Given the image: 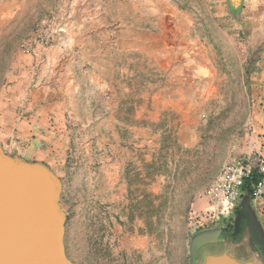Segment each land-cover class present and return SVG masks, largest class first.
Listing matches in <instances>:
<instances>
[{
    "label": "crops",
    "instance_id": "obj_1",
    "mask_svg": "<svg viewBox=\"0 0 264 264\" xmlns=\"http://www.w3.org/2000/svg\"><path fill=\"white\" fill-rule=\"evenodd\" d=\"M242 1L264 7V0ZM223 4L81 0L79 7H71V14L81 18L73 24L75 37L66 40L64 49L29 57V67L14 66L12 86L0 92L7 95L0 101L1 147L11 157L49 168L62 181V196L70 202L105 205L98 212L84 203L78 207L77 221L66 211V248L76 222L109 221L112 231L118 202H131L127 195L133 190V175L144 177L143 165L161 149V142L156 144L158 125L184 128L177 141L194 148L199 108L223 91L221 78L229 79L230 71L245 74L244 40L264 46V12L254 10L247 16V8H241L232 17ZM231 49L237 51L236 58L230 56ZM259 64L260 78L253 64L251 87L243 83L244 94H264V57ZM249 121L253 135L247 154L253 155L246 157H264L261 97ZM187 128L189 138L183 139ZM234 150L231 155L226 145L221 170L243 156L244 149ZM132 165L140 169L130 172ZM242 205H249L253 215L249 217ZM239 216L237 230L234 218ZM227 218L238 234L246 225L247 235L238 240L246 238L264 263L257 244V231L264 234V197L244 190L238 209Z\"/></svg>",
    "mask_w": 264,
    "mask_h": 264
},
{
    "label": "rangeland",
    "instance_id": "obj_2",
    "mask_svg": "<svg viewBox=\"0 0 264 264\" xmlns=\"http://www.w3.org/2000/svg\"><path fill=\"white\" fill-rule=\"evenodd\" d=\"M80 2L36 0L34 4L30 0H0V92L12 86L15 65L29 67V57L52 48L64 49L66 40L74 39L73 24L81 16L71 14V7H77ZM223 5L229 7L232 17L241 8H247V16L254 10L264 12V7H253L242 0L237 8L231 0L229 3L224 0ZM245 42V74L230 71L233 75L229 79L221 78L223 91L212 96L206 102L208 106L199 108L198 143L189 148L177 141L179 129L183 132L184 128L168 123L158 125L155 128L156 144L161 142V149L148 165L144 162V177L136 175L135 169L140 167L132 165L128 168L136 173L131 182L133 190L127 195L131 202H118L117 214L112 216V231L109 221L102 223L99 219L83 224L76 222L72 227L66 253L74 264H192L195 236L216 237L221 230V236L227 233L223 228L228 229V218L215 220L208 217L212 208L207 193L221 172L226 145L229 144L231 155L236 148L244 149L240 158L253 155L247 154L253 135L249 120L253 118V104L260 97L264 101L263 93L260 96L243 93V83L245 87H251L253 64L257 63V79L260 78L262 65L259 63L264 57V46H251ZM218 50L222 51V48ZM229 54L236 58L237 51L231 49ZM232 65L236 69L238 64ZM6 96L0 94V101ZM181 136L189 138V131L186 136L185 133ZM60 203L63 211H69L76 221L78 207L84 203L98 212L105 206L101 202H70L62 195ZM236 221L234 218L235 224ZM208 251L228 253L241 262L249 260L264 264L253 253L246 238L227 241Z\"/></svg>",
    "mask_w": 264,
    "mask_h": 264
},
{
    "label": "water",
    "instance_id": "obj_3",
    "mask_svg": "<svg viewBox=\"0 0 264 264\" xmlns=\"http://www.w3.org/2000/svg\"><path fill=\"white\" fill-rule=\"evenodd\" d=\"M237 8L241 0H231ZM62 181L49 168L8 155L0 145V264H74L64 243L67 215L61 207ZM247 208V214L253 212ZM251 213V214H250ZM239 216L236 221L240 229ZM255 221V218L251 217ZM258 228V227H257ZM224 233L227 232L223 228ZM216 237L197 235L192 241L195 255ZM257 244L264 258V237L257 231ZM203 264H257L241 262L228 253L207 255Z\"/></svg>",
    "mask_w": 264,
    "mask_h": 264
},
{
    "label": "built area",
    "instance_id": "obj_4",
    "mask_svg": "<svg viewBox=\"0 0 264 264\" xmlns=\"http://www.w3.org/2000/svg\"><path fill=\"white\" fill-rule=\"evenodd\" d=\"M252 183L255 198L264 197V157H244L227 163L208 190L211 219L229 217L239 207V199L247 182Z\"/></svg>",
    "mask_w": 264,
    "mask_h": 264
},
{
    "label": "flooded vegetation",
    "instance_id": "obj_5",
    "mask_svg": "<svg viewBox=\"0 0 264 264\" xmlns=\"http://www.w3.org/2000/svg\"><path fill=\"white\" fill-rule=\"evenodd\" d=\"M247 235V227L246 225L242 226V230L241 232L238 234L236 233L235 228L233 227V225H228V229H227V233L223 234L219 240L218 243L213 244V245H206L204 247H201L198 252L195 255V264H203V262L205 261V258L207 255L210 254H219V253H213V252H207V250H209V248L220 245V244H225L227 241H233V240H238L240 238H243ZM222 254V253H221ZM233 257V256H232ZM237 260H239L238 258H236ZM240 261V260H239ZM249 261V260H247Z\"/></svg>",
    "mask_w": 264,
    "mask_h": 264
},
{
    "label": "trees",
    "instance_id": "obj_6",
    "mask_svg": "<svg viewBox=\"0 0 264 264\" xmlns=\"http://www.w3.org/2000/svg\"><path fill=\"white\" fill-rule=\"evenodd\" d=\"M257 178H258L257 175H255V178L253 181L247 182L244 187V190L247 191L248 193H252V183H254L257 180Z\"/></svg>",
    "mask_w": 264,
    "mask_h": 264
}]
</instances>
